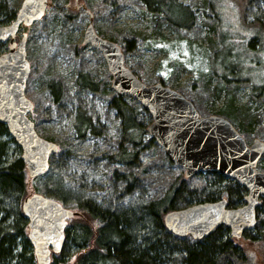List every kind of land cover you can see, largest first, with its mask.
<instances>
[{"label":"rangeland","instance_id":"rangeland-1","mask_svg":"<svg viewBox=\"0 0 264 264\" xmlns=\"http://www.w3.org/2000/svg\"><path fill=\"white\" fill-rule=\"evenodd\" d=\"M179 1L193 11L194 22L188 28L171 24L160 12L151 15L140 0H46L43 15L20 26L15 41L19 42L26 34L25 51L30 63L25 95L33 107L28 115L37 133L58 145V151L49 159L48 171L51 169L50 172L61 177L70 190L64 193L71 202L63 203L64 206L80 210L72 191L76 193L81 188L98 199L103 195L105 201H112L106 191L113 182L114 170L130 171L136 178V186L130 197L121 201L123 204L161 197L184 171L169 160L163 147L148 132L134 163L123 165L108 158L120 143L119 118L109 106L116 92L101 52L83 42L89 23L96 33L115 41L122 50L128 40H134L135 47L124 53V63L145 84L161 79L189 99L201 116L220 115L228 119L247 144L254 139L264 141V91L256 97L251 93L252 81L226 84L212 74L213 54L226 48L228 37L234 40L235 49L248 35L247 23L253 20L264 23V0ZM22 2L0 0V5L17 11ZM222 32L228 37L222 38ZM2 45L0 53L8 49V42ZM261 45L259 54L264 57V42ZM255 68L258 70L257 66L252 69ZM258 72H264V67ZM81 73L97 83V90L80 87ZM50 80L61 85L57 101L48 87ZM131 101L140 120L147 125L151 121L149 112L137 100ZM80 107L92 117L98 134L77 137L73 120ZM128 147L135 149L132 145ZM17 153L10 144L9 156L13 158ZM57 156L62 157L57 160ZM256 168L264 171V154ZM48 171L28 178L29 195L40 193L35 187H41ZM235 240L249 247L247 239ZM256 256L257 264L264 263L259 254ZM50 262H54L52 256Z\"/></svg>","mask_w":264,"mask_h":264},{"label":"trees","instance_id":"trees-1","mask_svg":"<svg viewBox=\"0 0 264 264\" xmlns=\"http://www.w3.org/2000/svg\"><path fill=\"white\" fill-rule=\"evenodd\" d=\"M140 1L151 15L160 12L175 26L188 28L194 22L193 11L179 0ZM16 13L15 9L0 5V24L10 23ZM246 26L248 35L235 49L232 48L234 40L222 32V38L228 37L226 48L213 54L212 74L226 84L252 81L251 93L258 97L264 91V72H258L264 67V57L259 54L264 42V23L253 20ZM134 47V40H128L123 54ZM255 66L258 70L252 69ZM132 72L137 75L135 70ZM78 81L81 88L97 90V83L87 74L81 73ZM157 81L163 84L161 79ZM48 87L57 101L61 94L60 83L50 80ZM109 106L119 118L120 143L108 158L123 165L134 163L144 146L148 124L140 120L131 98L114 93ZM262 113L264 116V106ZM73 127L79 139L87 133L100 132L92 117L81 107L76 109ZM10 144L18 152L13 158L9 156ZM129 145L135 149H129ZM21 152L7 126L0 121V264H38L27 236L28 220L21 208L23 198L29 195V177ZM50 170L44 175L41 187L35 188L62 204L71 202L64 193L70 191L65 182ZM112 179L106 191L112 201H105L103 195L98 199L83 188L77 189L76 193L72 191L80 210L69 219L61 250L52 255L54 262L49 264H257V254L264 261L263 198L256 207L255 226L241 235L247 239L249 247L236 242L224 225L212 234L194 239L190 235H176L164 224L163 218L168 211L198 202L223 198L228 207L241 206L247 189L235 180L209 171L185 177L182 171L161 197L123 204L121 201L132 194L136 178L130 171L114 170Z\"/></svg>","mask_w":264,"mask_h":264},{"label":"water","instance_id":"water-1","mask_svg":"<svg viewBox=\"0 0 264 264\" xmlns=\"http://www.w3.org/2000/svg\"><path fill=\"white\" fill-rule=\"evenodd\" d=\"M46 4V0H23L15 18L0 25V43L8 42V49L0 53V121L21 148L29 178L47 171L58 145L40 136L28 115L33 104L25 95L30 74L26 34L19 42L15 36L21 25L43 15ZM83 42L101 52L112 75V89L137 100L149 112L147 132L163 147L170 161L184 168L185 177L216 172L247 189L244 203L238 207H228L222 198L170 210L163 218L166 228L194 239L212 234L221 225L234 238L252 229L256 207L264 199V171L256 168L264 154V141L254 139L247 144L228 119L220 115L201 116L194 104L174 88L160 82L145 84L125 65L121 47L96 33L91 23L84 31ZM21 208L28 220L27 236L35 260L38 264H49L52 254L61 250L68 220L78 212L37 192L25 196Z\"/></svg>","mask_w":264,"mask_h":264},{"label":"bare ground","instance_id":"bare-ground-1","mask_svg":"<svg viewBox=\"0 0 264 264\" xmlns=\"http://www.w3.org/2000/svg\"><path fill=\"white\" fill-rule=\"evenodd\" d=\"M68 223V222H67Z\"/></svg>","mask_w":264,"mask_h":264}]
</instances>
